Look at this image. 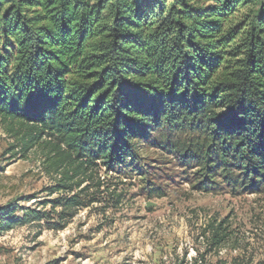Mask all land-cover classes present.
Here are the masks:
<instances>
[{
    "label": "trees",
    "instance_id": "obj_1",
    "mask_svg": "<svg viewBox=\"0 0 264 264\" xmlns=\"http://www.w3.org/2000/svg\"><path fill=\"white\" fill-rule=\"evenodd\" d=\"M0 121L22 157L48 150L59 191L99 165L145 182L150 147L200 192L262 194L264 0H0ZM83 192L44 203L59 222L0 206V230L64 229Z\"/></svg>",
    "mask_w": 264,
    "mask_h": 264
},
{
    "label": "rangeland",
    "instance_id": "obj_2",
    "mask_svg": "<svg viewBox=\"0 0 264 264\" xmlns=\"http://www.w3.org/2000/svg\"><path fill=\"white\" fill-rule=\"evenodd\" d=\"M14 145L0 121V206L43 211L59 222L44 203L83 189L89 205L61 230L47 216L0 230V264H264V193L200 192L192 185L196 170L150 147L141 149L145 182L99 165L79 190L59 191L64 178L51 172L48 150L22 157ZM154 185L164 196L148 193ZM216 232L225 236L219 243Z\"/></svg>",
    "mask_w": 264,
    "mask_h": 264
}]
</instances>
